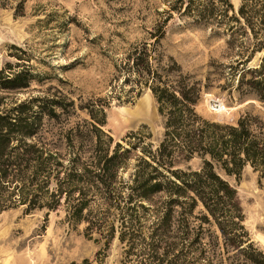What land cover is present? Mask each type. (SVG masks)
<instances>
[{"label": "trees", "instance_id": "trees-1", "mask_svg": "<svg viewBox=\"0 0 264 264\" xmlns=\"http://www.w3.org/2000/svg\"><path fill=\"white\" fill-rule=\"evenodd\" d=\"M25 2L0 0V9H12L13 17H21ZM161 3V18L147 32L152 43L132 46L118 65L122 82L130 84L127 92L138 96L148 89L156 103L162 129L156 143L140 130L113 141L102 129L105 102L86 104L82 108L88 120L55 133L43 131L42 116L52 122L58 116L55 108L65 109L71 101L37 97L2 108L0 213L17 207L23 213L48 212L61 206L69 224L84 222V236L95 233L94 241H103L95 253L96 264H103L115 232L120 264H224L228 250L231 264H264L263 253L252 242H241L247 235L240 202L235 189L215 171L236 175L249 164L264 176V118L252 110H244L234 124L202 118L195 106L210 81L201 85L182 75L159 51L173 15L224 36L236 57L228 81L238 71V98L250 97L264 108V0H240L236 11L228 0ZM257 54L256 65L249 67ZM214 64L209 67L216 71ZM25 87L21 72L0 74V91ZM192 158L199 161L195 169L186 165ZM149 215L153 219L145 227ZM212 223L224 242L204 238Z\"/></svg>", "mask_w": 264, "mask_h": 264}, {"label": "rangeland", "instance_id": "rangeland-1", "mask_svg": "<svg viewBox=\"0 0 264 264\" xmlns=\"http://www.w3.org/2000/svg\"><path fill=\"white\" fill-rule=\"evenodd\" d=\"M239 3L233 0L234 11ZM162 8L161 0H26L21 17H13L12 9H0L1 77L21 72L27 80L25 88L0 91V109L37 97H59L65 104L71 101L65 109L55 108L58 116L52 122L42 116L43 131L55 133L88 120L82 108L86 104L105 102L102 129L113 141H120L128 131L140 130L156 143L162 130L156 103L148 89L138 96L127 92L130 84L122 82L124 75L118 65L132 46L152 43L147 32L161 18ZM225 41L224 36L211 35L208 29L173 15L164 28L159 51L163 61L171 59L182 75L201 85L210 81L195 106L202 118L234 124L244 110L264 118V108L256 100L238 98V71L228 81V68L236 57ZM258 57L254 55L248 66L256 65ZM211 62L216 71L209 67ZM198 164L197 158L186 163L192 169ZM178 167L184 168L182 164ZM215 171L235 189L240 202L242 231L247 235L241 242H252L264 255V176L249 164L236 175H227L220 168ZM199 209L197 206L193 214ZM152 219L146 217L144 226ZM84 225L69 224L61 206L48 212L23 213L22 207L4 210L0 213V264H96L95 253L103 241H94L95 233L85 237ZM207 228L204 238L208 242H224L215 223ZM142 234L147 236L146 228ZM117 242L115 232L104 250L103 264H120ZM231 255L228 250L224 264H231Z\"/></svg>", "mask_w": 264, "mask_h": 264}, {"label": "water", "instance_id": "water-1", "mask_svg": "<svg viewBox=\"0 0 264 264\" xmlns=\"http://www.w3.org/2000/svg\"><path fill=\"white\" fill-rule=\"evenodd\" d=\"M228 1H229L230 4H232V3H231V0H228Z\"/></svg>", "mask_w": 264, "mask_h": 264}, {"label": "bare ground", "instance_id": "bare-ground-1", "mask_svg": "<svg viewBox=\"0 0 264 264\" xmlns=\"http://www.w3.org/2000/svg\"><path fill=\"white\" fill-rule=\"evenodd\" d=\"M231 3H232V0H231ZM232 5H233V3H232Z\"/></svg>", "mask_w": 264, "mask_h": 264}, {"label": "crops", "instance_id": "crops-1", "mask_svg": "<svg viewBox=\"0 0 264 264\" xmlns=\"http://www.w3.org/2000/svg\"><path fill=\"white\" fill-rule=\"evenodd\" d=\"M235 1V0H234ZM232 3H233V0H232Z\"/></svg>", "mask_w": 264, "mask_h": 264}]
</instances>
